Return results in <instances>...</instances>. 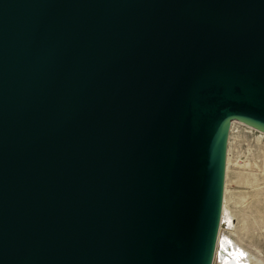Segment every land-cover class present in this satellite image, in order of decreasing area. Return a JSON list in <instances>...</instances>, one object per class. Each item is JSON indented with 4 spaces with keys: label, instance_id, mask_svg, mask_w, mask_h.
Returning <instances> with one entry per match:
<instances>
[{
    "label": "water",
    "instance_id": "95a60500",
    "mask_svg": "<svg viewBox=\"0 0 264 264\" xmlns=\"http://www.w3.org/2000/svg\"><path fill=\"white\" fill-rule=\"evenodd\" d=\"M233 121L264 0H0V264H212Z\"/></svg>",
    "mask_w": 264,
    "mask_h": 264
},
{
    "label": "rangeland",
    "instance_id": "374dc122",
    "mask_svg": "<svg viewBox=\"0 0 264 264\" xmlns=\"http://www.w3.org/2000/svg\"><path fill=\"white\" fill-rule=\"evenodd\" d=\"M259 132L240 121L230 127L226 204L219 226V254L212 264H264V133Z\"/></svg>",
    "mask_w": 264,
    "mask_h": 264
},
{
    "label": "bare ground",
    "instance_id": "6f19581e",
    "mask_svg": "<svg viewBox=\"0 0 264 264\" xmlns=\"http://www.w3.org/2000/svg\"><path fill=\"white\" fill-rule=\"evenodd\" d=\"M235 122H239V121H233L232 122V124L233 123H235ZM241 122V121H240ZM232 124H231V126H232ZM258 130V129H257ZM259 131H261V130H259ZM262 132V133H261ZM261 132H259V133H261L262 135H263V131H261ZM226 165H227V156H226ZM226 171V170H225ZM224 189H225V184H224ZM224 193H225V190H224ZM225 204H226V196L224 197V195H223V205H222V213H223V211L225 210ZM221 219H222V217H221ZM220 225H221V222H220ZM218 237H219V233H218ZM217 243H218V239H217ZM226 243V242H225ZM229 245V243H226L225 244V246L227 247ZM217 250V251H216ZM216 250H215V255H216V258H217V255L219 254V247H217V245H216ZM223 253H225L226 252V250L223 248ZM221 257H223V255L221 254Z\"/></svg>",
    "mask_w": 264,
    "mask_h": 264
}]
</instances>
